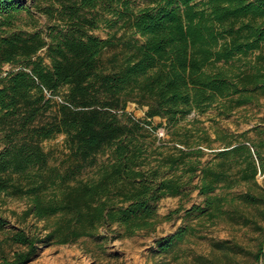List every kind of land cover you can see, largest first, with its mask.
<instances>
[{"label": "trees", "instance_id": "obj_1", "mask_svg": "<svg viewBox=\"0 0 264 264\" xmlns=\"http://www.w3.org/2000/svg\"><path fill=\"white\" fill-rule=\"evenodd\" d=\"M38 1L46 3L39 10L58 19L48 40L14 27L18 12L28 11L22 0H0V118L19 117L23 132L0 148V194L25 199L22 222L43 221L38 232L15 229L0 241V264H28L37 243H73L102 226L115 224L119 237L152 230L157 201L179 195L193 177L203 199L189 212L211 222L264 221V187L255 177L264 140L224 130L210 138L203 127L179 123L212 106L228 115L264 95V0H148L141 7L131 0ZM101 22L125 29L118 42L92 32ZM118 45L109 65H101L102 51ZM6 63L13 67L2 76ZM128 101L146 106L144 118L125 111ZM49 109V120L30 125ZM155 116L168 125L162 141L172 144L153 148L145 141ZM56 134L73 158L64 169L49 165L39 145ZM214 141L221 148L203 161ZM94 164L92 176L79 177ZM4 224L0 217V229ZM183 236L179 229L164 237L157 251L168 252ZM4 242L22 249L5 251ZM215 247L230 262L235 247L224 241ZM252 256L264 264V241Z\"/></svg>", "mask_w": 264, "mask_h": 264}, {"label": "rangeland", "instance_id": "obj_2", "mask_svg": "<svg viewBox=\"0 0 264 264\" xmlns=\"http://www.w3.org/2000/svg\"><path fill=\"white\" fill-rule=\"evenodd\" d=\"M135 7L145 5L148 0H131ZM28 11L21 10L14 19V27L23 32L38 31L45 37L58 23V19L52 18L48 14L39 10L43 9L46 3H39L38 0H22ZM39 5V6H38ZM117 29V30H116ZM124 28L110 26L108 23H99L92 32L100 38L110 37L114 42ZM113 35L114 38H113ZM130 32L127 31L125 37ZM135 38H138L135 35ZM120 51V45L116 47H106L100 56V64L108 66L109 59ZM38 54L43 57V63L48 64L45 49ZM13 67L11 64H3L1 75ZM65 87L60 88L58 97L54 100L59 102L61 93ZM146 106L134 101H128L125 111L137 119L144 118ZM53 115L51 109L46 110L43 115L36 118L32 124L44 123ZM187 127L192 124L206 129L210 138L215 136L216 130H224L233 134L235 138L246 137L249 141L260 143L264 140V95L259 97L257 102L246 104L232 110L228 115H222L215 106L203 113L192 111L179 122ZM155 127L153 131L147 127L143 135L150 147L157 145L172 144V142L162 141L169 136L166 135L168 125L164 119L155 116L151 119V125ZM170 129V127H169ZM171 130V129H170ZM169 130V131H170ZM19 117L0 118V148L6 141L7 144L16 142L22 135ZM243 135V136H242ZM168 142V143H167ZM248 143V142H247ZM251 142L248 144L250 145ZM39 145L47 155V163L51 166H58L61 169L71 164L72 156L69 154L64 142L63 134H56L50 138L39 142ZM214 149L204 148L203 161L212 155L209 151L216 148L217 141L211 143ZM264 151V147L261 148ZM108 152L99 154L96 162L104 161ZM97 164L85 166L81 169L79 177L86 178L94 174ZM256 181L264 187V162L263 169L256 174ZM198 177L193 179L182 188V192L176 196H164L156 203V211L159 221L152 230H140L128 237H119L121 229L115 224L102 226L98 233L91 237H81L73 243L67 244H45L37 243L36 254L28 264H263V260H255L252 256L264 241V231L257 230V225L264 227V221L256 218V225H243L228 219H219L214 222L200 218L195 212H189L193 206L202 202L203 196L198 193L196 185ZM235 192L244 190V186L232 189ZM26 207L25 199L18 197L2 196L0 194V217L5 224L0 229V241L15 229H24L30 233L40 231L43 221L35 222L33 218H28L22 222L19 213ZM250 212L255 213L252 208ZM184 231L183 238L177 242L168 252L160 253L158 241L164 237L173 235L177 230ZM224 241L227 245L234 246L230 256V262L224 258L215 243ZM5 251L21 248L18 245L3 243ZM22 249V248H21ZM205 261V262H201Z\"/></svg>", "mask_w": 264, "mask_h": 264}]
</instances>
